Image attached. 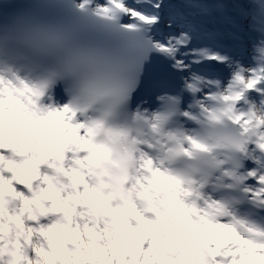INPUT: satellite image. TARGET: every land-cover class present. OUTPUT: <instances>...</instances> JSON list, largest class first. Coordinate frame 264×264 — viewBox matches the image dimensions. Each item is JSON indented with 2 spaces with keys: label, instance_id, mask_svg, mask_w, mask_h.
I'll return each instance as SVG.
<instances>
[{
  "label": "snow or ice",
  "instance_id": "1",
  "mask_svg": "<svg viewBox=\"0 0 264 264\" xmlns=\"http://www.w3.org/2000/svg\"><path fill=\"white\" fill-rule=\"evenodd\" d=\"M0 264H264V0H0Z\"/></svg>",
  "mask_w": 264,
  "mask_h": 264
}]
</instances>
